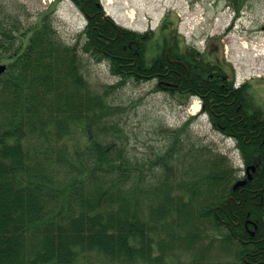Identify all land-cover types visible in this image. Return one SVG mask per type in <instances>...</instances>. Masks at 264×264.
<instances>
[{
    "label": "trees",
    "instance_id": "16d2710c",
    "mask_svg": "<svg viewBox=\"0 0 264 264\" xmlns=\"http://www.w3.org/2000/svg\"><path fill=\"white\" fill-rule=\"evenodd\" d=\"M71 1L89 23L81 51L119 79L107 89L156 79L155 91L200 98L255 170L233 191L230 161L208 152L177 178L187 124L154 161L134 162L121 136L111 139L116 108L108 91L90 89L78 46L61 45L44 15L26 30L0 21V264H264V111L249 85L233 91L230 66L186 46L167 15L139 34L116 26L98 0ZM244 3L228 0L237 12ZM171 45L169 58L188 72L167 60ZM217 242L233 260L215 261Z\"/></svg>",
    "mask_w": 264,
    "mask_h": 264
},
{
    "label": "rangeland",
    "instance_id": "374dc122",
    "mask_svg": "<svg viewBox=\"0 0 264 264\" xmlns=\"http://www.w3.org/2000/svg\"><path fill=\"white\" fill-rule=\"evenodd\" d=\"M99 1L104 16L139 33L154 30L164 16H169L176 23L177 36L185 39L187 46L203 54L208 48L213 51L208 55L210 60L231 65L238 83L250 82L251 95L264 109V0H245L240 13L228 5V0ZM52 2L0 0V21L11 29L16 24L19 29L26 30L41 23L44 15L54 27L61 45L78 46L80 72L90 89L98 94L108 91L107 101L116 108L112 112V124L119 131L111 139L120 135L119 141L125 144L134 162L154 161L172 141L169 133L195 114L192 106L198 105L200 111L199 99L173 98L156 92L155 81H131L119 88L107 89L119 79L111 75L106 61H95L81 51L87 39L80 35L86 24L85 17L71 0H62L53 8ZM235 148L233 139L213 130L207 114L197 113L174 149L173 172L177 178L185 179L196 170L193 167L199 159L213 152L226 154L235 167V177L239 178L242 164ZM155 170L151 182H156L155 178L163 174L161 168ZM221 245L222 242L216 244L215 261L233 260L222 251ZM91 259L97 257L91 256Z\"/></svg>",
    "mask_w": 264,
    "mask_h": 264
},
{
    "label": "water",
    "instance_id": "95a60500",
    "mask_svg": "<svg viewBox=\"0 0 264 264\" xmlns=\"http://www.w3.org/2000/svg\"><path fill=\"white\" fill-rule=\"evenodd\" d=\"M5 70V66L3 65H0V74ZM243 183H237L235 186H234V189H236L238 186H241Z\"/></svg>",
    "mask_w": 264,
    "mask_h": 264
},
{
    "label": "bare ground",
    "instance_id": "6f19581e",
    "mask_svg": "<svg viewBox=\"0 0 264 264\" xmlns=\"http://www.w3.org/2000/svg\"><path fill=\"white\" fill-rule=\"evenodd\" d=\"M46 1H51V0H46ZM198 107H199L198 105L192 106V108H193V110H194L195 113H197Z\"/></svg>",
    "mask_w": 264,
    "mask_h": 264
},
{
    "label": "flooded vegetation",
    "instance_id": "af4514ba",
    "mask_svg": "<svg viewBox=\"0 0 264 264\" xmlns=\"http://www.w3.org/2000/svg\"><path fill=\"white\" fill-rule=\"evenodd\" d=\"M175 62H178V61H175Z\"/></svg>",
    "mask_w": 264,
    "mask_h": 264
}]
</instances>
